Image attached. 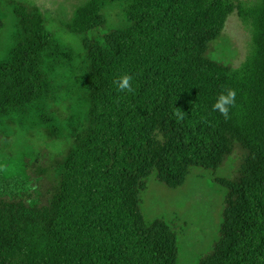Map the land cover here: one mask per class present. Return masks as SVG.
I'll use <instances>...</instances> for the list:
<instances>
[{
	"label": "trees",
	"instance_id": "1",
	"mask_svg": "<svg viewBox=\"0 0 264 264\" xmlns=\"http://www.w3.org/2000/svg\"><path fill=\"white\" fill-rule=\"evenodd\" d=\"M0 12L1 153L19 136L59 147L26 158L23 176L0 171V264H177L180 225L148 222L143 197L152 177L177 190L195 168L225 189L198 264H264V0H89L69 21L34 0ZM233 15L252 32L239 68L214 58ZM126 73L132 92L114 83ZM228 88L225 119L213 105Z\"/></svg>",
	"mask_w": 264,
	"mask_h": 264
},
{
	"label": "rangeland",
	"instance_id": "2",
	"mask_svg": "<svg viewBox=\"0 0 264 264\" xmlns=\"http://www.w3.org/2000/svg\"><path fill=\"white\" fill-rule=\"evenodd\" d=\"M24 1V0H21ZM41 10L55 19L69 21L77 9L86 5L89 0H34ZM247 5H254L259 0H241ZM4 17L0 12V56H4L8 46ZM56 20L54 29L63 31L60 22ZM252 46V32L249 26L233 15L229 18L221 42L217 47L218 53L214 58L231 62L239 68L246 60ZM56 145H47L42 138L30 139L17 137L12 145V156L1 153L0 171L7 178L25 174L24 160L33 161L43 158L41 151L58 150ZM232 159L229 161V163ZM232 165V164H231ZM234 166L221 169L216 176H228ZM225 189L214 182L212 172L200 168L193 169L187 183L180 189L172 190L159 184L155 177L149 181L148 190L143 197L142 211L148 222L156 219H166L180 225L177 264H198L200 257L208 252L215 241L221 225Z\"/></svg>",
	"mask_w": 264,
	"mask_h": 264
},
{
	"label": "clouds",
	"instance_id": "3",
	"mask_svg": "<svg viewBox=\"0 0 264 264\" xmlns=\"http://www.w3.org/2000/svg\"><path fill=\"white\" fill-rule=\"evenodd\" d=\"M132 76L129 74H123L114 82L116 83L118 90L120 92H132ZM236 90L235 89H225L222 91L216 98V102L213 105V111H217L222 115L225 119H229V112L232 107L236 104ZM175 115L179 119H183V114L177 110Z\"/></svg>",
	"mask_w": 264,
	"mask_h": 264
}]
</instances>
